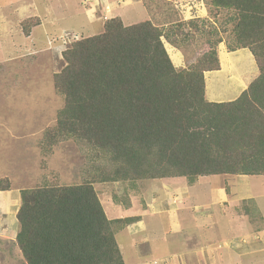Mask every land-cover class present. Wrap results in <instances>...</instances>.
I'll return each mask as SVG.
<instances>
[{
  "label": "trees",
  "instance_id": "16d2710c",
  "mask_svg": "<svg viewBox=\"0 0 264 264\" xmlns=\"http://www.w3.org/2000/svg\"><path fill=\"white\" fill-rule=\"evenodd\" d=\"M206 1L230 12L237 45L259 68L236 100L206 98L205 72L220 69L214 50L179 69L164 42L168 33L151 20L108 19L103 32L63 51L54 85L64 106L45 143L81 142L109 174L22 190L13 242L23 264H126L116 232L139 217L110 219L96 182L264 175V0ZM22 24L30 36L40 23Z\"/></svg>",
  "mask_w": 264,
  "mask_h": 264
},
{
  "label": "rangeland",
  "instance_id": "374dc122",
  "mask_svg": "<svg viewBox=\"0 0 264 264\" xmlns=\"http://www.w3.org/2000/svg\"><path fill=\"white\" fill-rule=\"evenodd\" d=\"M114 17L125 25L151 20L164 29L168 33L165 45L179 69L189 67L205 48L214 50L220 69L205 72L206 98L210 101L236 100L259 73L252 52L236 43L230 12L215 8L206 0H0V188L10 186L0 194V264H23L12 231L18 223L24 188L78 184L109 174L107 163L93 158L85 144L59 138L47 148L45 135L57 124L58 112L64 106V96L54 85V74L65 64L63 51L77 39L103 32L104 22ZM24 20L28 24L40 23L31 27L30 36H25ZM193 20L196 26L191 24ZM225 176H200L191 183L185 176L144 179L145 182H97L95 187L108 217L150 212L143 217L145 229L138 222L117 229L116 238L126 263L220 264L218 252L224 248L220 242L226 238L219 235L232 233L230 228L237 224L235 215L251 226L255 214L257 219L261 216L256 213L254 202H244L236 194L243 199L236 200L242 212L233 211L234 220L219 218L216 229L210 226V220L203 218L212 214L208 180ZM262 177L252 178L256 189H261ZM164 182L167 190L159 188ZM162 195H172L177 206L189 213V229H182V224L174 233L169 217L164 225L166 212L159 210ZM218 206L213 204L211 208ZM260 209L264 212V195L259 200ZM191 217L200 220L195 224ZM188 232L192 234L186 240L183 236ZM197 245L202 247H194ZM209 247L217 260L212 259ZM138 249L145 253L140 255ZM231 250L227 248L228 262L234 255ZM241 260L252 264L250 256Z\"/></svg>",
  "mask_w": 264,
  "mask_h": 264
},
{
  "label": "crops",
  "instance_id": "0c3cea01",
  "mask_svg": "<svg viewBox=\"0 0 264 264\" xmlns=\"http://www.w3.org/2000/svg\"><path fill=\"white\" fill-rule=\"evenodd\" d=\"M216 175H220V174H214V175L209 176L208 178H212L213 176L215 177ZM222 175H226V176L220 178V180H216V179H209L208 180V181H210L209 189H211V196H210L211 201L213 204L219 205L218 208H211L213 205L212 204L209 207L212 214L209 213V215L203 216V218H207L208 220H210V222H211L210 226H212L213 229H216V225L218 224L219 218H221V217H224L227 220H230V218H232L234 220L233 214L242 212L239 209V204L236 203V200L237 201H240V200L243 201V199H244V202H247V201L254 202L256 213L259 216V212H260L261 216H259L260 218L257 219V216L255 214V216L251 222V224L253 226H251V225H247L248 221L246 219L242 218L241 216L235 215V217L237 218V220H236L237 224H236V227H233V225H232V227L230 228V232H232V233L226 234V235H223V234L219 235L220 237L223 236L224 238H226V239L222 240V242H220V243H222L221 245L224 248H220L219 244H218V247L221 250L220 252H218L219 256L221 257V259H220L221 263L220 264H232V261H235L236 264L238 262L243 264L241 259H242V257H245V256H250V262L252 264L254 262L259 263V264H260V262L263 263L264 262V254H263L264 253V212L262 209L259 210V200L264 195L262 193V190L264 189V177H262V181H259L261 189H256V188H258V186L255 188V184H254V181L252 180V178L257 177V176H264V175H247V174H240V175L222 174ZM156 179L159 180L160 178H156ZM163 180H165V179H163ZM141 182H145V181L143 180ZM96 184L97 183H95L94 186ZM252 185H254V186H252ZM166 187H167V184L165 182L162 183L161 185H159L160 189L167 190ZM178 187H180V186H176L175 188L177 189ZM95 189H96V187H95ZM132 189H136V188L133 187ZM226 189H230L231 191L228 192ZM260 190H261V192L259 194H256ZM96 191H97V193L100 197V200L103 204L104 202L101 199V196L98 192V189H96ZM3 193H5V190L0 192V194H3ZM236 194H240V197L243 199L238 198L236 196ZM172 197H173L172 195H170V196L169 195H165V196L162 195L160 198L159 210L166 212V216H164V218H165L164 225H165V223L169 217V219L172 222V223L171 222L170 223H171V225H173L171 231H173L174 233H177L179 227L182 224H183L182 229L188 228L186 226V223L188 222L187 218H189L188 217L189 213L181 210V208L177 206V199H174ZM256 199H257V201H256ZM103 206H104V204H103ZM233 211H234V213H233ZM147 212H149V211L147 210L144 213L137 215L136 217H139V220H137L133 223H135V224L137 222H138V224L143 223L144 229H145V222H144L143 217L149 215ZM106 214H107V212H106ZM174 214H175V216H174ZM131 217H135V216H131ZM123 218H128V217H123ZM110 219H114V218H110ZM191 219H192V222L195 224H197V222L200 220L198 217H194V218L191 217ZM133 223H130L128 225H133ZM18 226L19 225L17 223L15 225V228L12 231L13 232L12 236L15 238L17 235ZM6 232H8V230ZM260 233H261V235H260ZM190 234H192V232L186 233L183 237H186V240H187V238L189 237ZM15 238H12V240L14 241ZM186 240H183V242ZM132 244L133 243H131V246H132ZM119 246H120V244H119ZM194 247L197 248V247H202V246L197 245ZM120 248L123 249L121 246H120ZM227 248H231L232 249L231 252L234 254L233 256L230 257L229 262L227 260V253H226ZM191 249H195V248H191ZM210 249H211V247H209V251H210V255H211L212 259L217 260V258L215 256V252H213V250H210ZM136 251L140 255L145 253V251L141 250V249H138ZM221 252H225L226 255H224L225 253H223L221 255ZM191 256H192V253L190 254V257ZM164 257H166V256H158L156 258H164ZM186 260H189V258ZM125 263H126V261H125Z\"/></svg>",
  "mask_w": 264,
  "mask_h": 264
},
{
  "label": "clouds",
  "instance_id": "9594fccd",
  "mask_svg": "<svg viewBox=\"0 0 264 264\" xmlns=\"http://www.w3.org/2000/svg\"><path fill=\"white\" fill-rule=\"evenodd\" d=\"M103 29H104V25H103ZM99 34V33H98ZM92 36V35H91ZM97 183V182H96Z\"/></svg>",
  "mask_w": 264,
  "mask_h": 264
}]
</instances>
